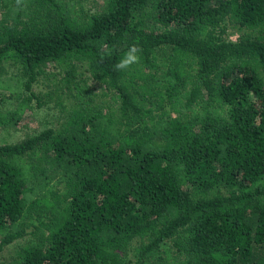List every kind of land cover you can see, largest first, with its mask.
<instances>
[{
	"label": "trees",
	"instance_id": "16d2710c",
	"mask_svg": "<svg viewBox=\"0 0 264 264\" xmlns=\"http://www.w3.org/2000/svg\"><path fill=\"white\" fill-rule=\"evenodd\" d=\"M86 1L0 0V91L41 106L54 63L76 101L0 145V253L35 237L0 264H264V0Z\"/></svg>",
	"mask_w": 264,
	"mask_h": 264
},
{
	"label": "rangeland",
	"instance_id": "374dc122",
	"mask_svg": "<svg viewBox=\"0 0 264 264\" xmlns=\"http://www.w3.org/2000/svg\"><path fill=\"white\" fill-rule=\"evenodd\" d=\"M98 1L87 0L85 5L88 10H94L98 6L96 4ZM238 37L239 34L234 31H231L228 35L230 41H236ZM5 67V74L13 75L18 73L17 69L10 64ZM78 73V78L85 79L87 85L99 96L102 94L113 96L112 91L102 84L100 80L94 79L86 71L85 67L79 68ZM65 79L66 74L56 64H47L37 83L32 88V92L40 98L41 106L37 105L35 99H30L27 93H24V96L22 95L19 98L8 92L0 91V98L4 100V104H0L1 113L8 114L12 111H18L22 115L21 122L16 127L6 128L0 124V145L19 143L38 135L48 128L58 129L62 126L76 103L70 86L65 82ZM106 99L109 100L110 98ZM34 238L31 235L24 236L6 246L0 253V263L12 260L16 253ZM139 245L140 241L136 240L126 251L120 254L123 264H132L137 259L136 250Z\"/></svg>",
	"mask_w": 264,
	"mask_h": 264
},
{
	"label": "clouds",
	"instance_id": "9594fccd",
	"mask_svg": "<svg viewBox=\"0 0 264 264\" xmlns=\"http://www.w3.org/2000/svg\"><path fill=\"white\" fill-rule=\"evenodd\" d=\"M23 0H16V4L21 5ZM142 49L137 44H132L124 53V56L114 65L117 72L127 71L132 65L139 63Z\"/></svg>",
	"mask_w": 264,
	"mask_h": 264
}]
</instances>
